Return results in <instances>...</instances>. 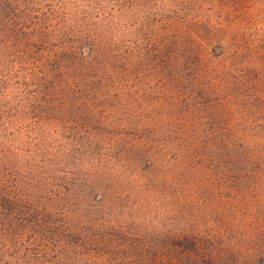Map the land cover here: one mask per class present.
I'll return each mask as SVG.
<instances>
[{
  "label": "rangeland",
  "instance_id": "374dc122",
  "mask_svg": "<svg viewBox=\"0 0 264 264\" xmlns=\"http://www.w3.org/2000/svg\"><path fill=\"white\" fill-rule=\"evenodd\" d=\"M183 2L238 22L252 56L129 74L112 114L83 123L80 141L99 146L84 165L69 150L72 172L49 170L50 115L33 97L0 96L1 201L16 207L0 213V264H264V0Z\"/></svg>",
  "mask_w": 264,
  "mask_h": 264
},
{
  "label": "trees",
  "instance_id": "16d2710c",
  "mask_svg": "<svg viewBox=\"0 0 264 264\" xmlns=\"http://www.w3.org/2000/svg\"><path fill=\"white\" fill-rule=\"evenodd\" d=\"M186 5L183 0H0V96L29 94L36 118L50 115L44 149L51 172H72L71 149L80 165L86 163L84 155L99 144L80 141L83 123L112 114L108 107L128 95L129 74L160 65L159 71L184 77L207 73L212 55L225 69L226 60L252 56L238 22L181 7ZM135 61L147 68L132 71ZM5 105L0 100V132L8 125ZM62 130L72 134L65 136L71 144L61 140ZM220 141L219 156L231 147L229 140ZM6 197L0 194V213L8 210L1 199L13 202ZM15 210L10 207L7 215L15 218Z\"/></svg>",
  "mask_w": 264,
  "mask_h": 264
}]
</instances>
